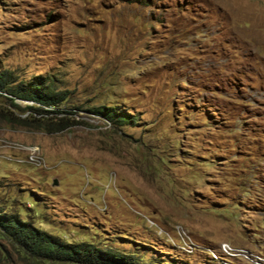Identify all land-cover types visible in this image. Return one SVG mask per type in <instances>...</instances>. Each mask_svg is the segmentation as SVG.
Here are the masks:
<instances>
[{"label": "rangeland", "instance_id": "obj_1", "mask_svg": "<svg viewBox=\"0 0 264 264\" xmlns=\"http://www.w3.org/2000/svg\"><path fill=\"white\" fill-rule=\"evenodd\" d=\"M4 71L67 100L1 99L0 207L145 264H264V0H0ZM0 264L38 263L0 238Z\"/></svg>", "mask_w": 264, "mask_h": 264}, {"label": "trees", "instance_id": "obj_2", "mask_svg": "<svg viewBox=\"0 0 264 264\" xmlns=\"http://www.w3.org/2000/svg\"><path fill=\"white\" fill-rule=\"evenodd\" d=\"M39 79L35 82L15 83L9 71L0 72V101L7 99L14 107H18L15 100L31 102L34 107L26 108L36 113L61 112L59 107L67 100L66 91H56L49 84L44 85L39 82ZM4 112L6 122L25 126L30 120L21 117L11 120ZM92 112L116 124L130 123L133 120V116L129 113L113 107L92 109ZM0 238L7 240L14 248L38 264H145L138 262L134 254L122 253L111 247L98 246L86 241H65L59 236L39 229L19 215L7 212L2 207H0Z\"/></svg>", "mask_w": 264, "mask_h": 264}, {"label": "clouds", "instance_id": "obj_3", "mask_svg": "<svg viewBox=\"0 0 264 264\" xmlns=\"http://www.w3.org/2000/svg\"><path fill=\"white\" fill-rule=\"evenodd\" d=\"M222 244H223V243H222ZM222 244H220V246H219V251H220V253H222V251H221V246H222ZM227 244H228V243H227ZM229 245H230V244H229ZM232 247H233V246H232ZM188 250H189L190 253H192L195 249L191 246V247L188 248ZM222 254H223V253H222ZM211 255H212V258L215 257L214 254L212 253V251L210 252V257H211ZM223 255H224V254H223ZM223 255H222V256H223ZM222 256H221V257H222ZM215 259H217V258H215ZM221 260H223V259H221Z\"/></svg>", "mask_w": 264, "mask_h": 264}, {"label": "built area", "instance_id": "obj_4", "mask_svg": "<svg viewBox=\"0 0 264 264\" xmlns=\"http://www.w3.org/2000/svg\"><path fill=\"white\" fill-rule=\"evenodd\" d=\"M230 252H234L236 254H245L248 250H236V249H229Z\"/></svg>", "mask_w": 264, "mask_h": 264}, {"label": "bare ground", "instance_id": "obj_5", "mask_svg": "<svg viewBox=\"0 0 264 264\" xmlns=\"http://www.w3.org/2000/svg\"><path fill=\"white\" fill-rule=\"evenodd\" d=\"M225 247V246H224Z\"/></svg>", "mask_w": 264, "mask_h": 264}]
</instances>
